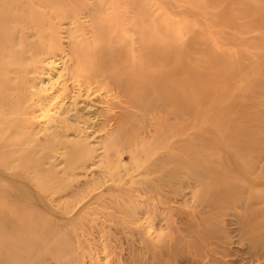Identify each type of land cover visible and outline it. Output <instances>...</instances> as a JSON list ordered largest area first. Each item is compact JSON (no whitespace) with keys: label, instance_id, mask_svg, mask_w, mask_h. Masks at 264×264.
<instances>
[{"label":"rangeland","instance_id":"1","mask_svg":"<svg viewBox=\"0 0 264 264\" xmlns=\"http://www.w3.org/2000/svg\"><path fill=\"white\" fill-rule=\"evenodd\" d=\"M0 21V264H264V0H0Z\"/></svg>","mask_w":264,"mask_h":264},{"label":"bare ground","instance_id":"2","mask_svg":"<svg viewBox=\"0 0 264 264\" xmlns=\"http://www.w3.org/2000/svg\"><path fill=\"white\" fill-rule=\"evenodd\" d=\"M21 7V6H20ZM21 20V19H20ZM1 22V21H0ZM20 34V33H19ZM39 39V38H38ZM39 41V40H38ZM124 48V47H123ZM2 49V48H1ZM120 49V48H119ZM3 50V49H2ZM61 50V49H60ZM132 63V62H131ZM109 69V68H108ZM107 71V70H106ZM109 71V70H108ZM107 73V72H106ZM200 74V73H199ZM198 76V75H197ZM97 77V76H96ZM99 77H101V76H99ZM122 83H129L128 82V80H126V79H121L120 80ZM85 82V83H84ZM83 83H84V85L86 86V85H89V83L91 82H88V81H84ZM96 82V81H95ZM98 82V81H97ZM195 82V81H194ZM87 83V84H86ZM99 84L98 85H101V82H98ZM113 83H115V81L113 82ZM133 83H135V85H139V81H134ZM109 84V83H108ZM98 85H96V86H98ZM119 85V84H118ZM87 87V86H86ZM148 87V86H147ZM15 88V87H14ZM107 88H108V91L109 92H112L113 94H114V96H121V90L118 88V86H116L115 84H114V86H111V87H109V86H107ZM145 88V87H144ZM141 89V88H140ZM153 90V89H152ZM162 91V90H161ZM160 91V92H161ZM173 92H175V91H173ZM140 93V92H139ZM160 101V100H159ZM125 102H126V99H125ZM152 102V101H151ZM135 105H137V103L135 104ZM159 105V104H158ZM157 105V106H158ZM187 105V104H186ZM191 108V107H190ZM171 109V108H170ZM130 110V109H129ZM26 113V112H25ZM171 117V116H170ZM107 118V117H106ZM106 120V119H105ZM112 120V119H111ZM1 122V121H0ZM106 122V121H105ZM187 128V127H186ZM174 133H171V135L169 136V137H171L172 138V140H168V141H165V142H163V145L165 146V147H167V148H173V147H177V148H180V147H182L184 144H185V142H186V139L185 138H182V139H179V140H173V135ZM143 137H141L140 139H142ZM160 142V141H159ZM7 143H9V142H7ZM163 145H151V146H147V148L145 149V151L148 153V155L150 156V155H153V153H155L160 147H162ZM170 152V151H169ZM168 152V154H167V156H169V157H167L166 155L164 156V157H166V159L167 160H171V161H173V160H175L177 157H174V155H172L171 153H169ZM142 154H144V153H142ZM163 154V153H162ZM15 158V157H14ZM162 160V159H161ZM208 183V182H207ZM5 194H7V197L9 196H11V195H13L14 193H5ZM43 220H44V218L42 219L41 217H39L38 219H36V223H33V227H34V229H35V232L36 233H39L41 230H42V228H43V226L45 227V226H48V227H50L51 226V224H44V222H43ZM43 232H41L40 234H42Z\"/></svg>","mask_w":264,"mask_h":264}]
</instances>
